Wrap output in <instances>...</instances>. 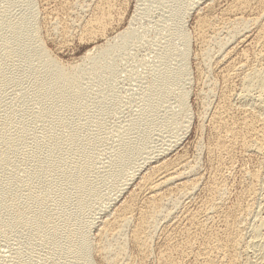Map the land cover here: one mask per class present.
Instances as JSON below:
<instances>
[{
    "label": "rangeland",
    "instance_id": "rangeland-1",
    "mask_svg": "<svg viewBox=\"0 0 264 264\" xmlns=\"http://www.w3.org/2000/svg\"><path fill=\"white\" fill-rule=\"evenodd\" d=\"M10 1L0 0V18L4 24L5 21L19 19L22 12L29 8L27 5L25 7L22 0ZM192 1L194 0H32L29 9H33L32 16L37 21L33 41L35 44L38 41V45L45 49L50 58H54L64 68L75 70L77 79L79 77L77 94L67 106L63 104L65 99L59 92L41 91L40 61L33 53L30 54L31 39L26 30L6 27V31L0 20V67L5 64V46L10 48L12 58L8 75L0 78V120L10 116L7 118L8 134L13 131L16 133L15 130L21 128L27 131L23 143L25 145L19 146L20 161L15 171L10 166H0V178L10 191L16 176L36 183L37 197L46 198L43 204L49 206L51 212L57 217H67L71 223L76 221L86 225L87 237L93 245L89 254L91 264L111 263L100 258L96 248L99 241L96 233L101 227L99 224L116 211L122 201L129 198L131 192L138 187L135 184L140 183L141 177L151 167L164 160L183 156L191 165L194 163L195 167V171H192L194 173L191 172L188 177L200 180L191 193L192 197L181 201L183 206L168 205V209H172L171 217L158 221L147 255L140 256L128 241L130 227L134 223L132 221L129 223L130 227L127 226L122 233L126 240L121 237L126 241L125 250L132 260L125 261L122 260L125 259L123 257L118 258L119 262L117 260L111 264H158V255L165 250L162 236L168 233L172 237L175 233L169 227L175 221L185 223L181 217L184 206L194 209L207 195L205 186L211 171L216 167L205 151L211 136L208 120L223 91L219 76L226 66V62H223L220 67H216L215 63L221 52L216 54L215 47L219 41L228 39L229 43L226 41L224 51L229 50L231 58H236L240 52L250 53L258 24H250L251 27L247 26L244 31L238 26L241 34L231 39L227 29L220 28L221 21L219 23L218 18L222 17L224 9L232 0H199L197 5L191 6ZM183 6L187 12L182 9ZM25 12L26 10L23 15ZM210 14L211 17H217L216 22L219 24L216 27L220 30L209 44L211 52H216L207 63V69L201 72L197 70L200 66L198 59L201 38L198 22L203 15L205 17ZM246 15H257L264 19V0H251L244 12V16ZM96 16L107 18H104L106 22L99 30L96 28L98 23L90 22ZM179 24L188 37L186 47L180 46L184 43L177 28ZM127 27L130 28V35L122 41L124 43L114 53L106 54L105 60L101 61L103 66L94 67L92 59L96 52L100 53V47L107 44L108 40L109 43H118V40L112 38ZM208 34L207 30L201 33L202 36ZM182 48L187 49L188 57L185 60L180 56ZM225 57L224 53L220 58L225 61ZM179 63L185 66V73L173 81L162 80L164 83L159 86L158 76L178 71L182 67ZM238 78H233L230 83L229 88L234 93L239 88ZM153 88L158 91L152 96L150 93ZM184 92L187 103L185 113L179 104L181 93ZM234 99L235 97L232 98V104L237 108L239 102ZM74 130L79 133L71 138L69 134ZM52 134L58 138V154L65 163L73 164L80 158L78 150L87 148L88 168L85 173L88 180L82 195L77 193L78 184L55 178L57 170L48 171L43 167L31 170L29 149L35 145L36 139L44 141ZM124 146L129 147L122 152ZM240 154L242 153L236 149L237 158L234 157L236 161L232 159L229 163L231 168H227L226 164L221 167L228 186L221 201L220 207L223 210L233 208L237 203L243 185L249 181L243 171L249 170L255 163L252 154ZM53 188L60 190L59 195L50 194ZM10 197L11 193H7L3 199L8 201ZM142 197L139 198V203L143 201ZM18 198L23 202L27 197L21 192ZM28 208L32 210L33 205L25 207L26 210ZM0 215L4 218L5 213ZM172 255L176 256L174 252ZM0 264H79V261L67 248L63 235L51 244L43 227L32 229L30 221L18 223L13 228L0 218ZM182 264L190 263L186 261Z\"/></svg>",
    "mask_w": 264,
    "mask_h": 264
},
{
    "label": "bare ground",
    "instance_id": "bare-ground-1",
    "mask_svg": "<svg viewBox=\"0 0 264 264\" xmlns=\"http://www.w3.org/2000/svg\"><path fill=\"white\" fill-rule=\"evenodd\" d=\"M22 1L25 2V7L26 5L29 6V8L31 7L32 0ZM198 1L199 0L192 1L193 5L191 4V6L197 5ZM250 1L251 0H232L224 9V14L221 15L222 17L218 18L219 23L221 21L220 28L227 29L228 37L231 39L241 32L240 28V31H238V26H241L242 30H246L245 28L250 24H258L250 53L240 52L237 57L235 56L236 58H231L230 52H228L229 50L224 51L228 39L219 41L215 47L217 52L214 50V52H211L212 47L210 48L209 44L217 37L219 29L216 27L219 24L216 22L217 17H211V14L204 17L206 14L205 12L203 18L201 17L198 22L201 38L199 48L200 59H198L200 61V66H197V70H201V72L205 71L208 66L207 63L210 59L212 60L213 53L215 54V52L216 54L221 52L217 60L215 58L216 63L215 61L214 63L217 64V66L215 65L216 67H220L223 62H226V66L223 69L221 68L222 71L219 76L223 84V89H221L223 91L220 94L216 106L209 115L208 122L210 123L211 136L209 135L210 139L207 138L209 141L205 147L207 156L216 164V167L213 169V172L211 171V176L208 178L209 180L205 186L207 192V195L205 194L206 197L204 196L205 198L203 197L194 209H189V206H184L183 216L181 217H183L185 223L182 224L183 222L180 223V221H175L171 227H169L171 232L173 231L175 234H171L172 237H170L167 235L168 233H166L168 231H166V234L162 236L164 237L165 250L159 253L158 264H182L186 261L190 264H264V19H260V16L257 15L247 16L249 15L247 14L244 16V12L248 9ZM29 8L25 9L26 12L24 15L23 12L25 10L23 9L24 11L21 14L22 16H19V19H13L18 20L17 22H12L13 20L5 21L4 24L0 18L1 22L4 24V26H2L6 31L7 28H12L13 30L22 28L26 30L31 39L30 54L33 53V56L40 61L39 74L42 82L41 91L59 92L65 99L63 104L67 106L72 101V98L75 97L74 95L77 94L79 77L77 79L75 70L64 68L54 60V58H50L49 55H47L48 53L45 52V49L38 45V41L37 44H35L33 40L36 37L37 21L36 19L34 20L32 16L33 9L30 10ZM182 9L186 10L184 6ZM187 9L189 10L188 7ZM223 17H226V19L224 20ZM104 18L103 16H96L94 20L90 22L98 23L96 28L99 30L106 22L107 18ZM180 25L181 24H179L177 28L184 43L180 44V46L184 45L186 47L188 37L184 34L185 32L182 31L183 28L181 30L182 25L181 27ZM206 30L209 31V34L202 36L201 33ZM129 35L130 28L127 27L112 38L113 40H118V43H109L108 40L107 44H103L104 46L100 47V53L96 52L95 57H93L92 65L94 67L103 66L104 63H101V61L105 60L106 54L109 52L114 53V51L124 43H122V41H125ZM187 49L185 48L183 50L182 48L183 51L180 52L182 60H185L186 56L188 57ZM3 50L5 54V64L0 67V78H4L8 75V70L12 62L10 48L5 46ZM224 53L226 56L225 61L224 58H220L224 56ZM85 56L86 54L84 57ZM177 56H179V54ZM180 63L179 66L182 65V67H180L178 71H172L169 74L158 76L159 86L160 83H164L161 82L162 80L172 79L173 81L185 73V66L183 67V64L180 65ZM36 66L38 65L36 64ZM177 66L176 68L178 69L179 66ZM208 68H210V66ZM235 77H239L238 80L240 83L237 92L234 93V90L232 92V89L230 90L229 87L231 86L230 83L232 79ZM168 81L167 83L170 82ZM155 86L157 87V84ZM154 88L152 93H150L152 96L158 91H154ZM181 94L179 101L180 109L185 113V111H187V103L184 96L185 92ZM233 97L239 102L237 108L233 107ZM150 98L148 97V99ZM9 117L10 116L7 115L0 120V166H10L12 171H15L16 165L20 161L18 158L20 157L19 146L25 143L24 140H26L27 131L21 128L20 130H15L16 133L13 131L15 134L13 132H11L12 134H8L6 127L7 118ZM7 129L9 128L7 127ZM78 133L77 130H74L70 132L69 135L71 138H75ZM48 134L49 133H47V135ZM39 144L42 146H38ZM128 147L129 146H124L122 152ZM165 148L163 149L165 150ZM236 149L243 155L246 153L252 154L255 157V163L249 170L243 171V174L246 175L245 177L249 178V181L243 185L237 203L234 204L233 208L223 210L220 207L221 201L226 191H228V186L225 180L226 175L224 176L222 173L224 171L221 170V167L225 166V164L227 168L230 167L229 163L232 159L234 160V157L235 159L237 158L235 156ZM29 150H31V153H29L30 156L28 155L29 158L28 156L27 158L30 159L32 163L31 170H35L39 167H43L48 171L57 170L55 178L65 179L69 182L78 184L79 189L77 193L81 195L85 193L84 187L88 180L85 173L88 168V161L86 158L88 157V152L86 147H82L78 150L80 158L75 160L73 164L61 161L58 154V138L54 134L48 136L44 141L42 139L41 141L36 139L35 145ZM151 157L152 155L149 158ZM169 159H171V157ZM145 162L147 161L145 160ZM193 164L191 165L183 156H179L177 158L175 157V159L164 160L156 166L152 165V169L141 177V181L139 180L140 183L135 184L138 187L135 191L131 192L129 198L122 201L116 211L112 212L108 218H104L102 222H100L99 225L101 227L96 233L99 237L96 248L100 258H105V260H109L111 263L123 257H125V259L122 260L130 261V255L126 253L125 250L126 241L124 242L122 240V238L126 240L124 237L125 235L123 236L122 233H124V229L129 226V223L132 221H134V223L132 227L129 226L131 229L128 241H130L129 243L133 250L140 256L147 255V249L150 245V241H152L155 236L154 231L158 221L161 219L167 220L171 217L172 209L169 208V210L168 205L177 206V204H181V201L185 198L192 197L191 193L195 187H197L200 180L196 177H188L192 171H195L193 170ZM61 166L62 168H59ZM193 173L194 172H192V174ZM132 176L133 175H131V177ZM36 186V183L29 182L16 176L10 191L5 187V183L0 178V214L5 213L4 218L1 215L0 218H2L5 224L11 225L13 228H15L18 223H29L30 221L32 229L43 227L49 235L51 244L55 243L58 237L63 235L67 248L74 257H76L79 264H91L89 254L93 245H91L92 242H90L89 237H87L86 225H82L76 221L75 223H71L65 216L57 217L50 211L49 206L43 204L46 198L37 197L35 191ZM21 192L27 197L23 202L18 198ZM7 193H11L10 200L4 201L3 198ZM59 193L60 190L58 188H53L50 194L59 195ZM118 195H120V193ZM139 195H141V197L143 195V201L141 203L138 201L139 198H141ZM117 196L115 197L118 198L119 196ZM31 205H33L32 210L29 208L28 210L25 209V207H30ZM171 251L174 252L176 256H173Z\"/></svg>",
    "mask_w": 264,
    "mask_h": 264
}]
</instances>
